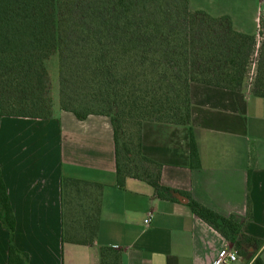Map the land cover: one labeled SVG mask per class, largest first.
<instances>
[{
  "label": "crops",
  "instance_id": "0c3cea01",
  "mask_svg": "<svg viewBox=\"0 0 264 264\" xmlns=\"http://www.w3.org/2000/svg\"><path fill=\"white\" fill-rule=\"evenodd\" d=\"M188 8L227 16L236 32L261 40L260 0H188ZM189 101L187 125L140 127L141 153L160 165L164 197L138 178L117 185L107 116L80 120L58 110L47 119L1 118L11 242L26 264H103V249L118 256L107 252L105 264H213L225 248L237 255L227 264H264V98L247 79L237 90L192 83ZM190 200L233 217L251 242L236 248L191 211ZM9 244L0 222V264H8Z\"/></svg>",
  "mask_w": 264,
  "mask_h": 264
},
{
  "label": "trees",
  "instance_id": "16d2710c",
  "mask_svg": "<svg viewBox=\"0 0 264 264\" xmlns=\"http://www.w3.org/2000/svg\"><path fill=\"white\" fill-rule=\"evenodd\" d=\"M263 24L258 41L236 32L227 16L190 10L188 0L177 11L166 0H0V120L51 117L47 64L55 60L61 110L80 120L110 118L117 185L138 178L164 197L160 165L140 150L141 124L187 125L192 83L237 90L252 62V94L264 98ZM76 91L81 92L72 96ZM126 122L136 126L133 136ZM191 154L196 158L193 146ZM189 207L236 248L251 242L239 234L233 217L223 218L193 200ZM0 222L10 233L8 264H26L11 242L15 221L1 172ZM107 252L116 262L117 252L103 249V264ZM254 264L263 263L257 258Z\"/></svg>",
  "mask_w": 264,
  "mask_h": 264
},
{
  "label": "rangeland",
  "instance_id": "374dc122",
  "mask_svg": "<svg viewBox=\"0 0 264 264\" xmlns=\"http://www.w3.org/2000/svg\"><path fill=\"white\" fill-rule=\"evenodd\" d=\"M166 1L170 2V6L176 7V11L181 9L182 0H166ZM259 48H260V45H256L254 47V51H253V57L254 58H256L257 50ZM57 66L58 65H57L55 60H51L47 64L49 80H50V96H51V99H52V106H51V113L52 114L54 112H57L58 110H61L59 75H58V67ZM255 71H256L255 62H252V64L249 66L248 75H247L246 79H248V80L251 79L253 81V77L255 75ZM78 89H79V87H78ZM78 92H81V91H76V92L72 93V96H75L76 94H79ZM74 106H77V104H75ZM79 110L81 111L82 109H79ZM105 111H107V109ZM112 112H114V111H112ZM112 112H110V115H111ZM92 113H99V112L93 111ZM124 128H125L127 133L130 134V132H131L132 136L136 132V126H133L131 123H127L126 122L124 124Z\"/></svg>",
  "mask_w": 264,
  "mask_h": 264
},
{
  "label": "built area",
  "instance_id": "2783aa9c",
  "mask_svg": "<svg viewBox=\"0 0 264 264\" xmlns=\"http://www.w3.org/2000/svg\"><path fill=\"white\" fill-rule=\"evenodd\" d=\"M261 5L264 6V0H260ZM144 223H148V219L144 220ZM237 259V255L229 248L223 249L213 261V264H227L234 262Z\"/></svg>",
  "mask_w": 264,
  "mask_h": 264
}]
</instances>
